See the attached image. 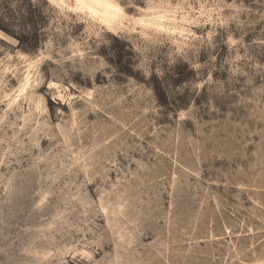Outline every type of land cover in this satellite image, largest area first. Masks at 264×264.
<instances>
[{
    "label": "rangeland",
    "instance_id": "rangeland-1",
    "mask_svg": "<svg viewBox=\"0 0 264 264\" xmlns=\"http://www.w3.org/2000/svg\"><path fill=\"white\" fill-rule=\"evenodd\" d=\"M45 2L38 50L0 31V264H264V0Z\"/></svg>",
    "mask_w": 264,
    "mask_h": 264
},
{
    "label": "clouds",
    "instance_id": "clouds-1",
    "mask_svg": "<svg viewBox=\"0 0 264 264\" xmlns=\"http://www.w3.org/2000/svg\"><path fill=\"white\" fill-rule=\"evenodd\" d=\"M147 8L137 9L138 15L134 18L129 15L128 9L131 7L129 0H56V6L60 14L69 20L84 24L85 31H90L92 35L103 36L105 33H118L127 28L134 31L131 25L146 27L156 12L157 6L152 0H144ZM75 55L83 54L77 51ZM51 59V57H48ZM63 59L72 60L73 56L63 57L57 63H63ZM38 83H43L39 80ZM51 87L58 91H65L63 84H52Z\"/></svg>",
    "mask_w": 264,
    "mask_h": 264
},
{
    "label": "trees",
    "instance_id": "trees-1",
    "mask_svg": "<svg viewBox=\"0 0 264 264\" xmlns=\"http://www.w3.org/2000/svg\"><path fill=\"white\" fill-rule=\"evenodd\" d=\"M12 1L17 0H0V31L17 40L18 47L26 51L38 50L48 4L45 0H22L11 9Z\"/></svg>",
    "mask_w": 264,
    "mask_h": 264
}]
</instances>
